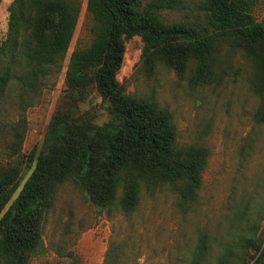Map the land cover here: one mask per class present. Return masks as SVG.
<instances>
[{"label":"trees","instance_id":"1","mask_svg":"<svg viewBox=\"0 0 264 264\" xmlns=\"http://www.w3.org/2000/svg\"><path fill=\"white\" fill-rule=\"evenodd\" d=\"M180 2L85 0L92 38L86 48L69 53L65 87L83 97L92 86L110 117L93 124L73 109L54 110L40 145L26 153H20L24 112L60 71L81 0L9 2L0 40V110L14 100L16 118H0V264H34L44 254L45 216L67 180L95 208L114 207L125 215L136 208L142 189L166 187L184 208L196 199L208 149L178 145L166 109L124 92L116 73L126 39L141 40L137 66L142 73L160 64L178 78L187 73L192 86L220 83L232 69L230 56L239 52L252 64V87L261 99L255 119L264 122V15L259 20L252 15L254 0H202V20L164 22L158 12ZM237 212L229 219L244 227L224 244L216 264H228L232 251L240 252L241 264H264V237L256 235L264 201L259 209L244 205ZM248 248L253 254L247 252L246 261ZM205 249L201 243L198 253ZM61 264L78 262L71 256Z\"/></svg>","mask_w":264,"mask_h":264},{"label":"rangeland","instance_id":"2","mask_svg":"<svg viewBox=\"0 0 264 264\" xmlns=\"http://www.w3.org/2000/svg\"><path fill=\"white\" fill-rule=\"evenodd\" d=\"M10 1L0 0V40ZM201 2L181 0L178 6L158 13L168 23L202 20ZM251 13L259 20L264 15V0H254ZM90 28L85 0H81L60 71L53 84L42 89L38 102L24 112L20 153L40 145L54 110L73 109L93 124H103L110 117L92 86L83 97L65 87L68 55L89 45ZM141 46L137 35L124 41L116 79L125 93L147 98L170 113L178 145L201 144L208 149L197 197L184 208L166 187H156L151 193L142 189L136 208L125 215L114 207L95 208L67 180L58 186L46 213L45 252L33 259L34 264L66 263L71 256L78 264H216L224 244L234 241L244 227L230 221L229 215L244 205L259 209L264 201V122L255 119L261 99L252 87V64L236 52L228 60L232 69L220 83L192 86L187 73L178 78L160 64L151 73H142L137 66ZM0 118H16L14 100L4 104ZM256 235L264 237V216L257 222ZM201 243L206 244L203 254L198 253ZM247 250L245 260L249 261L247 252L253 254V249ZM231 253L227 263L241 264L240 252Z\"/></svg>","mask_w":264,"mask_h":264}]
</instances>
